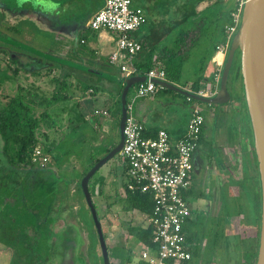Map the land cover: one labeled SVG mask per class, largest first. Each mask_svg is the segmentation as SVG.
<instances>
[{
	"label": "rangeland",
	"instance_id": "rangeland-1",
	"mask_svg": "<svg viewBox=\"0 0 264 264\" xmlns=\"http://www.w3.org/2000/svg\"><path fill=\"white\" fill-rule=\"evenodd\" d=\"M59 1L0 0V111L7 108L17 111L14 119L17 126L13 135L27 139L33 132L36 141L34 149L44 151L50 148V156H47L50 160L41 161L32 167L28 165V160L32 163V152L24 163H19L21 143L10 138L5 141L0 137V264H60V246L66 253L73 251V264H106L101 241L80 189V181L96 160L104 156L105 150L119 141L122 85L114 79L117 83L113 92L115 102L110 98V93L102 95L100 92L94 95L87 93V102H76L74 99L61 103L52 102L59 104L34 102V92L37 89L38 93L42 91H39L41 86L36 85V77H45L50 69L57 72L58 68L55 67L58 65L51 64L55 61L50 62L44 58L45 52L55 54L49 52L54 51L53 36L44 35L47 39L42 40L38 34H32V11L48 14L58 22L71 19L73 15L79 16L75 12L89 11L87 7H96V0ZM222 1L223 4L227 2L233 7L232 2L238 7L241 2ZM16 8L19 10H14ZM236 11L232 10V13ZM210 18L213 19V14ZM202 24L197 31L201 30ZM197 31H194V35ZM37 32L42 33L39 30ZM208 39L203 36L200 45L191 53L186 68L193 74L201 67L200 57L203 48L208 45ZM72 44L77 43L72 41ZM65 59L73 60L67 56ZM238 64L239 58L236 57L228 79L231 100L220 106L219 116L216 106L197 101L185 102L184 96L173 92L167 93L170 102L165 107L153 103L162 127L171 125L175 120L186 121L191 106H196L205 116L202 139L204 144L194 154L193 186H197V191L208 190L210 194L206 199L196 198L193 206L197 214L209 217H216L219 212V191L224 181L222 178L231 175L240 180L242 177L240 129L241 114L245 112V108ZM58 72H54L53 76L59 81L62 75ZM94 78L93 82L100 77ZM210 85L208 91L212 89L213 83ZM75 97L73 94L72 98ZM102 109L109 110L110 116L113 115L114 118L111 121L110 118L104 121L99 119L101 122L96 118L91 124L94 129V144L89 141L88 144L85 141L77 142L80 138L77 134L87 124L84 123L86 112L92 111L94 114ZM245 121L249 127V121ZM211 139L220 155L221 167L217 166V159L212 158L209 152L207 143ZM246 146L250 150L248 143ZM219 169L226 170L227 174H221ZM51 174L58 180L52 181ZM210 178L213 179V186L206 188L205 184ZM67 179L71 180L68 186L65 181ZM125 182L124 169L116 155L92 176L88 184L107 249V264L142 263V246L130 234L131 229L142 226V220L126 200ZM242 218V215L226 217L225 234L237 235ZM206 239L205 234L201 242V252L206 245ZM212 264L225 262L223 263L221 256L215 254Z\"/></svg>",
	"mask_w": 264,
	"mask_h": 264
},
{
	"label": "crops",
	"instance_id": "crops-1",
	"mask_svg": "<svg viewBox=\"0 0 264 264\" xmlns=\"http://www.w3.org/2000/svg\"><path fill=\"white\" fill-rule=\"evenodd\" d=\"M235 1L237 2L238 0ZM59 2L62 3V1ZM104 2L105 0H96L95 9L87 7L89 11L85 10L84 12L82 11V13L75 12L74 14H79V16L73 15L71 19L58 22L50 18L48 14L32 11V22H34V24H32V34L35 36L38 34L42 40L47 39L44 35L51 34L53 36L52 40H54V43L52 48L54 51L50 50L49 52H54L55 54H46V52L44 54L46 58H49L50 62L51 60L55 61L51 62V64L56 63V65H58V67L54 65L56 66L55 68H58L57 72L56 70L50 69L46 72L47 74L45 77L41 79L36 77V85H40L41 88L39 91L41 89L42 91L38 93L37 89L34 92V96H36L34 102L61 103L68 102L70 99H74L76 102H87L89 95H94L96 92H100L102 95L110 93V98L115 102L113 92L116 89L117 83L114 79H117L120 84L124 79L119 69L120 61L112 62L111 60L113 53L117 50V36L106 31L95 32L90 30L87 26L89 19L103 7ZM131 2L132 7L143 10L147 20V23L140 30L135 32L132 37L139 43H143L146 49H154L153 60L161 56L160 52L163 48L176 49L178 41L186 43L185 48H180L187 57L182 68L181 78L177 83H174L166 77L167 82L193 92L207 93L210 89L209 86H211V82L213 83V89H215V87L218 88L214 76L222 69L226 55L217 52L216 46L226 42L227 26L224 23V15L229 12V3L225 2V4H223L222 0H203L195 4L190 2V0H131ZM232 5L235 6L233 2ZM14 10L19 9L16 8ZM211 13L213 14V19L210 18V16L212 17ZM201 17H203V19H200ZM38 19L40 20L38 21ZM200 24H202L201 30L197 31ZM223 28L225 30L224 36ZM37 30L42 33L37 32ZM194 31L198 33L194 35ZM185 32L187 34H185ZM203 36L209 38L207 41L208 45L203 48L200 57L201 67L197 68L198 70L193 74L186 66L189 63L188 60L191 58L192 51L197 49L198 45H200ZM192 37L196 39H192ZM72 41H75L77 44L73 45ZM65 56H67V58L71 57L73 60H66ZM155 62L161 66L158 60ZM154 69L160 70L161 68L156 67ZM58 71H60L62 75L59 81L53 76V73H59ZM96 76L100 78L93 82ZM83 86L85 87L83 88ZM44 87H46L45 89L47 90H44ZM58 87H61L60 96L64 98L58 99L56 96L52 97L57 93ZM163 89L165 88H161L151 97L135 100L133 114L135 118L137 117L136 119H138L139 122L145 125L148 129V133L150 131L157 132L163 129L172 137L177 138L185 130L188 117L184 122L182 120L180 122L175 120L171 125H168L169 127L167 125H164V127L159 125L154 104H159L163 108L167 102H170L167 97L169 95L167 94L168 92L163 91ZM213 89H211V91ZM171 92L182 97V95L175 91ZM87 93L89 94L88 96H86ZM73 94L76 96L75 98H72ZM184 100L188 102L187 98ZM98 112L100 113L98 116L93 114L92 111L86 112L87 115H84L85 122L92 126L91 124L95 122V118H98L97 121H104L107 118H110L109 121H111L114 118L113 115L110 116V112L107 109H102ZM201 148L202 147H199V149ZM49 160L48 157V161ZM34 169H36V167ZM141 227H143V224ZM60 250L62 253L61 248Z\"/></svg>",
	"mask_w": 264,
	"mask_h": 264
},
{
	"label": "built area",
	"instance_id": "built-area-1",
	"mask_svg": "<svg viewBox=\"0 0 264 264\" xmlns=\"http://www.w3.org/2000/svg\"><path fill=\"white\" fill-rule=\"evenodd\" d=\"M243 2L231 14L234 26L226 28V42L216 46L219 53H227L240 21ZM146 23L143 10L132 7L131 0H105L103 7L87 22L92 31H106L117 36V50L111 60L120 61L124 78L137 72L134 59L142 50V45L132 36ZM220 75L221 70L214 76L216 86ZM146 76L149 80L136 84L127 95L124 141L118 154L126 177L125 192L147 194L153 203L148 213L135 210L144 229L149 231L151 242L150 245H141V260L147 264H186L192 258L193 246L188 240L186 227L195 217L189 191L193 186L194 154L200 147L205 116L196 106H191L185 130L179 137L174 138L163 129L158 130L155 137L148 136V129L134 117L135 100L151 97L162 88L150 79H167L161 69H152ZM217 90L215 87L211 92L195 93L213 97ZM94 114L100 113L95 111ZM41 161L48 162V157L36 148L32 152V163L37 165Z\"/></svg>",
	"mask_w": 264,
	"mask_h": 264
},
{
	"label": "trees",
	"instance_id": "trees-1",
	"mask_svg": "<svg viewBox=\"0 0 264 264\" xmlns=\"http://www.w3.org/2000/svg\"><path fill=\"white\" fill-rule=\"evenodd\" d=\"M203 0H190L194 4L196 2H200ZM238 6H230L228 10V14L224 15V23L227 27L234 26L233 18H232V10H237ZM231 11V12H230ZM224 28H223V36H224ZM185 34H187L185 32ZM194 37H192L193 39ZM196 39V38H194ZM193 42V41H192ZM142 50L138 53L136 58L134 59V66L137 69L136 74L133 76H146V74L154 69V68H161L166 77L174 82L177 83L182 75V68L187 59L184 55V51L180 50V48H185L186 43L183 41L177 42L176 49L173 48H163L160 52V57L153 60V53L154 49L151 48L146 49L145 45L142 43ZM33 52V51H32ZM240 53L237 52L236 57L239 58ZM45 60H49L44 55ZM158 63L161 64L158 65ZM52 61V60H51ZM160 66V67H159ZM238 68L240 71V62L238 64ZM232 73V69L229 73V77ZM240 81H241V75ZM229 82V80H228ZM242 83V82H241ZM122 85V81H121ZM61 87H58V91L52 97L56 96L59 98H64L60 96ZM123 86H121L122 91ZM229 90V89H228ZM163 91L171 92L170 90L163 89ZM34 95V94H33ZM245 112L241 114V129H240V136H241V146H242V158H241V172L242 177L240 180L234 179L231 175H227L223 177V185H221L219 191V200H220V209L216 217H209L204 214H196L195 218L191 220L186 229L189 237V242L193 244L192 246V258L186 264H212V258L215 254L222 257L223 263L225 264H255L258 246H259V231H260V215H261V190H260V181L257 169V161L253 149V137H252V130L249 122V127L246 124V121H249L247 108L245 104L244 94L242 96ZM193 102L194 100H189ZM216 106L217 109V116H219V109L220 106ZM96 115V114H95ZM17 116V111L14 108H7L5 110L0 111V137L7 141L9 138L14 140L15 142L21 143V148L19 152L18 161L19 163H24L27 158L30 157L31 152H33L35 148V137L33 132L27 137L18 138L13 135V131L16 129L17 122H14L15 117ZM98 116V114H97ZM96 120V118H95ZM84 123H86L84 121ZM99 123V122H98ZM33 124V123H32ZM100 124V123H99ZM33 126V125H32ZM205 125L203 127V130ZM200 136L199 145L202 147L204 142L203 139V131ZM94 129L92 126H87L85 124L84 128H81L80 132L77 134L80 135V138L77 139V142L85 143L92 142L94 144ZM87 133L85 136L84 134ZM91 133V134H90ZM157 132H149L147 133L150 137H155ZM76 141V140H75ZM209 143V144H208ZM208 149L212 156V158L217 159V166L221 167V159L218 151L215 148L214 140L211 139L208 142ZM248 143L249 149H247L246 144ZM88 144V143H87ZM114 146V145H113ZM44 150L46 156H50L48 151ZM110 149H106L105 151L108 152ZM29 151V152H28ZM105 152V153H106ZM99 159L96 160V162ZM95 162V163H96ZM28 165H33L31 161L28 160ZM221 174L226 173L227 171H222L219 169ZM42 174V172H40ZM52 181H56L58 179L55 178L54 175L51 174ZM194 177V176H193ZM66 185H69L71 182L70 179L65 180ZM213 179L210 178L208 182L205 184L206 188L213 186ZM67 185V186H68ZM125 190L126 186L124 185ZM196 188V189H195ZM190 189V195L192 199L202 198L206 199L209 198L210 191L200 190L197 191V186ZM55 196V192L52 193ZM126 200L130 206V208L137 210L141 213H148L151 211L153 203L151 198L147 194H141L139 191H126ZM243 216L242 220H240V232L235 236H229L225 234L224 228V220L226 217H238ZM130 234L135 237L141 245H150V237L149 231L144 229L143 227H136L131 229ZM206 234V245L203 251H200L201 242L203 240L204 235ZM104 263L107 264V259L104 260ZM140 264H147L144 260Z\"/></svg>",
	"mask_w": 264,
	"mask_h": 264
},
{
	"label": "water",
	"instance_id": "water-1",
	"mask_svg": "<svg viewBox=\"0 0 264 264\" xmlns=\"http://www.w3.org/2000/svg\"><path fill=\"white\" fill-rule=\"evenodd\" d=\"M237 52L240 62V75L245 104L252 130L253 149L257 161V169L261 190V215L259 246L255 264H264V0H244L240 21L233 34L222 65L218 90L213 97L201 96L195 92L185 90L177 85L159 79L150 82L167 90L175 91L190 100L208 105L223 106L230 102L228 91L229 73L232 69ZM147 76H131L124 78L120 95L119 141L110 151L100 158L82 177L80 189L89 209L96 233L101 241L104 260L107 259V249L102 234V228L97 210L89 191V181L92 176L108 161L119 154L124 141V126L126 121V102L129 91L136 84L147 82ZM60 264H73V251L67 252L62 248Z\"/></svg>",
	"mask_w": 264,
	"mask_h": 264
},
{
	"label": "flooded vegetation",
	"instance_id": "flooded-vegetation-1",
	"mask_svg": "<svg viewBox=\"0 0 264 264\" xmlns=\"http://www.w3.org/2000/svg\"><path fill=\"white\" fill-rule=\"evenodd\" d=\"M114 146H115V145H114ZM114 146H112L111 148H113ZM200 147H201V146H200ZM111 148H110V149H111ZM109 151H110V150H109ZM109 151H108V152H109ZM108 152L104 153V156H105ZM193 201H194V204H195V199H193ZM193 201H192V203H193ZM193 211H194V206H193ZM194 214H197V212L194 211Z\"/></svg>",
	"mask_w": 264,
	"mask_h": 264
}]
</instances>
